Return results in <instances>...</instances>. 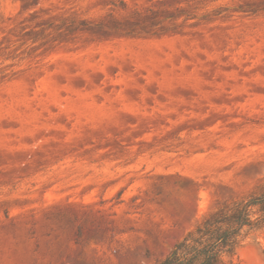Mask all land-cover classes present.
<instances>
[{"label": "rangeland", "instance_id": "rangeland-1", "mask_svg": "<svg viewBox=\"0 0 264 264\" xmlns=\"http://www.w3.org/2000/svg\"><path fill=\"white\" fill-rule=\"evenodd\" d=\"M263 188L264 0H0V264H156Z\"/></svg>", "mask_w": 264, "mask_h": 264}, {"label": "trees", "instance_id": "trees-1", "mask_svg": "<svg viewBox=\"0 0 264 264\" xmlns=\"http://www.w3.org/2000/svg\"><path fill=\"white\" fill-rule=\"evenodd\" d=\"M262 227L264 188L216 209L156 264H221L224 257L234 255L249 231Z\"/></svg>", "mask_w": 264, "mask_h": 264}]
</instances>
